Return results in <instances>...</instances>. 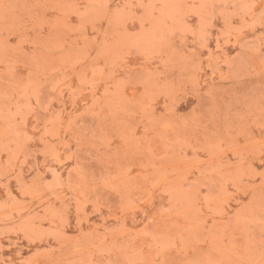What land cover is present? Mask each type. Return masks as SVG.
I'll return each instance as SVG.
<instances>
[{
	"label": "rangeland",
	"instance_id": "374dc122",
	"mask_svg": "<svg viewBox=\"0 0 264 264\" xmlns=\"http://www.w3.org/2000/svg\"><path fill=\"white\" fill-rule=\"evenodd\" d=\"M0 264H264V0H0Z\"/></svg>",
	"mask_w": 264,
	"mask_h": 264
}]
</instances>
